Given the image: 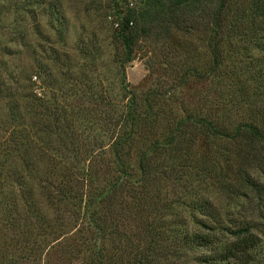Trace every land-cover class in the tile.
Listing matches in <instances>:
<instances>
[{"label": "trees", "instance_id": "1", "mask_svg": "<svg viewBox=\"0 0 264 264\" xmlns=\"http://www.w3.org/2000/svg\"><path fill=\"white\" fill-rule=\"evenodd\" d=\"M241 6L139 0L119 8L109 83L94 33L77 39L80 63L52 50L50 64L37 60L18 76L0 57V232H9L1 258L32 264L54 241L63 264L263 263L251 224L225 225L208 193L225 185L223 140L240 136L249 148L264 140L256 122L236 120L249 92L245 67L231 64L246 41L262 46L260 33L248 35L264 22L253 19L264 15L263 0ZM46 13L63 42V12L46 0H0V34L25 44L26 16ZM140 50L149 81L137 87L125 67Z\"/></svg>", "mask_w": 264, "mask_h": 264}, {"label": "rangeland", "instance_id": "2", "mask_svg": "<svg viewBox=\"0 0 264 264\" xmlns=\"http://www.w3.org/2000/svg\"><path fill=\"white\" fill-rule=\"evenodd\" d=\"M48 3H56L63 12L64 16V41L58 40L55 24L48 13L38 14L36 16H26L25 24L29 31L27 43L21 44L20 41L12 39V33L6 31L0 34V46L8 44L12 47L8 53L0 50V57L8 62L9 68L18 76H23L25 72L34 68L37 60H42L50 64L49 57L52 50L58 52H67L77 63L83 58L77 50V39L79 36H88L94 33L97 36L98 46L102 51V61L98 65L102 77L106 82L115 79L113 64L111 63V53L114 49L112 39L113 23L112 19L116 17V11L119 8L127 6H137L139 0H46ZM233 6H240L252 0H230ZM264 1V0H263ZM251 15L250 13H248ZM247 14V15H248ZM251 17V16H249ZM264 21V15L254 16L253 19ZM52 22V23H51ZM246 26H251L250 20H246ZM16 26V25H14ZM262 29L250 32L248 38L255 37V33H260L259 39L261 45L256 47L249 41H246L245 50L235 53L233 66H244V71L240 83L247 87L249 96L245 101H240L239 118L236 120H252L264 128V22ZM256 38V37H255ZM248 40V39H246ZM255 39H253L254 41ZM243 46V41L240 42ZM257 72V73H256ZM126 79L132 86H146L149 81L148 68L145 64V57L140 50L137 56L127 63L125 67ZM36 87L41 85L36 80ZM194 86V85H193ZM40 89V87H39ZM48 86L45 87L46 94L49 93ZM244 140L240 136L233 140H223L219 144V149L224 154V161L220 163V171L223 174L221 181L225 185L213 186L208 193H213L216 204L221 212V221L230 226L232 224L247 221L251 224V230L254 231L259 242L255 249L256 259L264 264V140H257L252 143V148L244 145ZM42 165L41 167H43ZM240 167L241 173L246 172L253 185H247L243 182L241 173H234ZM245 174V173H244ZM212 191V192H211ZM212 195V194H211ZM45 210L47 206L44 207ZM48 216H52L50 210H46ZM240 221V222H239ZM9 235V232L6 231ZM0 232V245L3 242H9L8 236ZM51 238V236H48ZM48 238V239H50ZM48 242L44 253L32 264H63L60 260V254L55 247H50L53 243ZM197 252V251H196ZM190 255V253H189ZM193 253L191 252L192 256ZM191 258V257H190ZM0 264H11L7 258L0 257ZM76 263V261L74 262ZM186 264H199L189 259Z\"/></svg>", "mask_w": 264, "mask_h": 264}]
</instances>
